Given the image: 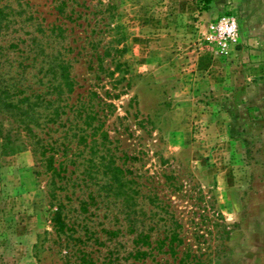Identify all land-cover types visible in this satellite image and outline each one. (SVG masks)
I'll return each mask as SVG.
<instances>
[{"label": "rangeland", "instance_id": "rangeland-1", "mask_svg": "<svg viewBox=\"0 0 264 264\" xmlns=\"http://www.w3.org/2000/svg\"><path fill=\"white\" fill-rule=\"evenodd\" d=\"M0 9L4 78L45 91L42 57L26 58L44 48L73 82L54 102L60 114L43 127L40 107L34 126L60 176L35 138L0 148V264H264V0ZM59 201L63 232L52 220ZM141 229L144 256L133 242Z\"/></svg>", "mask_w": 264, "mask_h": 264}, {"label": "trees", "instance_id": "trees-1", "mask_svg": "<svg viewBox=\"0 0 264 264\" xmlns=\"http://www.w3.org/2000/svg\"><path fill=\"white\" fill-rule=\"evenodd\" d=\"M210 1L211 0H202L205 5H207ZM4 20L5 18L3 17L2 10L0 9V31L2 30V27L5 26L3 24H6V22L3 23ZM27 53L28 56L26 58L30 57L32 63L38 60V56L42 57L40 62H43L42 64L44 65H39L38 72H44L43 75L38 78V81L42 82L44 77L48 75L51 76L46 81L47 84L45 85V91L42 90L36 92L30 87L31 92L26 93L27 89L25 86L30 85L21 84V80L19 81V79H16L13 76L11 79L4 78L3 71H0V119H7L15 124V127L12 129H4L2 122H0V148L7 153H15L19 150V144L17 143L18 138H16L19 134L21 135L23 133L25 136L35 138V142L39 146L41 156L45 157L47 166L52 171V174L57 177L60 176L61 165L59 164L58 167L53 165V147L48 143L43 144L45 138L40 137V133H37L34 126H40L38 120L43 116L42 113L46 110H48V112L44 114L43 122L45 124L43 127L54 120L53 116L60 114V109L63 108L64 105H60L59 103L54 105V102L62 99L60 96H62L65 90L68 92L72 90L73 82L69 77L68 66L63 59H60L57 62V58L55 56L52 57L53 54L51 52H46L44 48H40L38 52L33 48H29ZM0 55L2 56L1 50ZM44 57H46V60ZM24 69L25 67L22 70ZM54 79H59V81L54 83ZM53 91L58 96L54 98L47 97V94H52L54 93ZM40 107H43L42 113L39 110ZM74 109H78V107L76 106ZM47 153L48 155H46ZM55 196L56 193L53 194V197ZM63 207L64 204L59 201L52 217L58 232H63L67 229V224L64 219L65 215L63 214ZM135 232L136 234L133 237V242L137 245L135 255L144 256L147 251L141 249V247L145 244L148 245L147 233H145L143 229L139 231L135 230Z\"/></svg>", "mask_w": 264, "mask_h": 264}, {"label": "built area", "instance_id": "built-area-1", "mask_svg": "<svg viewBox=\"0 0 264 264\" xmlns=\"http://www.w3.org/2000/svg\"><path fill=\"white\" fill-rule=\"evenodd\" d=\"M219 27L229 37H233L236 34V24L233 20L222 19Z\"/></svg>", "mask_w": 264, "mask_h": 264}]
</instances>
